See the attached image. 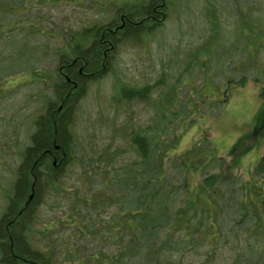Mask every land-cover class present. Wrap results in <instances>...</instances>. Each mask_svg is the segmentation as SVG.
I'll list each match as a JSON object with an SVG mask.
<instances>
[{
  "label": "trees",
  "instance_id": "16d2710c",
  "mask_svg": "<svg viewBox=\"0 0 264 264\" xmlns=\"http://www.w3.org/2000/svg\"><path fill=\"white\" fill-rule=\"evenodd\" d=\"M68 1L84 2L0 0V264H264V155L240 181L206 127L264 83V0H204L197 45L118 82L108 144L75 129L76 107L181 0L125 3L67 41L47 15Z\"/></svg>",
  "mask_w": 264,
  "mask_h": 264
},
{
  "label": "rangeland",
  "instance_id": "374dc122",
  "mask_svg": "<svg viewBox=\"0 0 264 264\" xmlns=\"http://www.w3.org/2000/svg\"><path fill=\"white\" fill-rule=\"evenodd\" d=\"M138 2L139 0H119L117 3L84 0L83 3L76 5L68 1L67 6L50 10L47 16L53 21L56 20L57 26L55 23L53 26L60 39L67 38L68 41V37L77 35L80 29L87 30L92 24L97 26L98 18L105 23L109 22L117 7L125 3ZM211 2L214 3L213 0ZM104 3V6L100 5V12L99 4ZM203 5L204 0H181L178 10L166 12L160 10V21L155 24L159 25L160 28L156 29L159 32L148 48L144 43L135 40L122 42L116 49L117 65L113 72L101 81L91 83L86 96L76 107L75 129L78 132L82 130L84 133L92 134L102 143L108 144L107 135L120 124V119L115 118L114 111L109 108L118 82L125 79V84L132 85L146 75H151L152 64L163 58L171 48L184 49L185 46L187 48V44L197 45L200 39ZM60 39L56 38L57 41L52 42L53 46L60 45ZM185 51L187 50H182ZM239 75L235 74V77L238 78ZM229 99L227 108L219 116L206 120V127L211 143L217 149L219 157L224 160L230 174L238 176L240 181H246L247 171L264 155V83L251 81L245 87L233 90ZM101 128H104V131ZM23 134L24 132H21V137ZM234 164L235 166L231 168ZM71 185L73 180L71 183L65 181V186H62L68 188ZM50 203V200L43 203L41 218L37 222L39 228L54 214L48 207Z\"/></svg>",
  "mask_w": 264,
  "mask_h": 264
},
{
  "label": "water",
  "instance_id": "95a60500",
  "mask_svg": "<svg viewBox=\"0 0 264 264\" xmlns=\"http://www.w3.org/2000/svg\"><path fill=\"white\" fill-rule=\"evenodd\" d=\"M32 198V196H30V198L29 199H31Z\"/></svg>",
  "mask_w": 264,
  "mask_h": 264
}]
</instances>
